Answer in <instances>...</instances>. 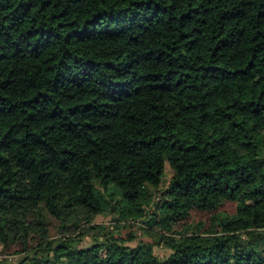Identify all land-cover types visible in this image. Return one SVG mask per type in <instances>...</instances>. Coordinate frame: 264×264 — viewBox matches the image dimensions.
<instances>
[{
    "label": "trees",
    "instance_id": "trees-1",
    "mask_svg": "<svg viewBox=\"0 0 264 264\" xmlns=\"http://www.w3.org/2000/svg\"><path fill=\"white\" fill-rule=\"evenodd\" d=\"M0 246V264H264V0H0Z\"/></svg>",
    "mask_w": 264,
    "mask_h": 264
},
{
    "label": "rangeland",
    "instance_id": "rangeland-1",
    "mask_svg": "<svg viewBox=\"0 0 264 264\" xmlns=\"http://www.w3.org/2000/svg\"><path fill=\"white\" fill-rule=\"evenodd\" d=\"M172 174V170L168 164V162H165V167H164V176L163 179L160 183L159 189L162 190L166 187L169 178ZM159 196V191L155 194L154 199H158ZM223 209L227 210V211H233V203H226L223 207ZM203 218V216H200L198 213H194L191 217L190 220H188L187 225L181 224L179 226L173 225V227H171L174 232H176L178 234V232H185L186 230H190V227H194L197 226L199 220H201ZM145 220L146 218L143 217H137V218H130L128 220L124 221H117L116 217L113 214H109V215H97L95 217V222L100 224H104L107 228V230H109L108 228H112L114 230V234L117 237L122 238L126 244L129 245H135L136 242L138 240H144V241H149L152 242L153 238L151 236H149L148 234H146V232L144 231V229H146L147 225L145 224ZM198 221V222H197ZM203 221V220H202ZM118 225L117 229H115V227L113 228V226ZM151 230H157L158 232H170L169 229L163 227V226H158V224L156 225V227H154ZM129 236H131V238H129ZM1 248V246H0ZM154 250L157 254L159 255H164L165 253H168L169 250L165 247H161V246H154ZM1 257V256H0Z\"/></svg>",
    "mask_w": 264,
    "mask_h": 264
}]
</instances>
